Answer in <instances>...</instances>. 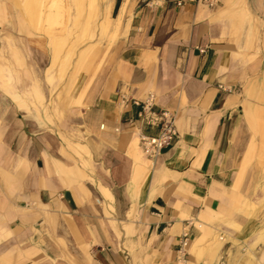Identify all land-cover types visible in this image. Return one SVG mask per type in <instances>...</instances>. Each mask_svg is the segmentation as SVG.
Here are the masks:
<instances>
[{
  "label": "crops",
  "instance_id": "0c3cea01",
  "mask_svg": "<svg viewBox=\"0 0 264 264\" xmlns=\"http://www.w3.org/2000/svg\"><path fill=\"white\" fill-rule=\"evenodd\" d=\"M105 1L109 42L60 54L0 0V264H264V0Z\"/></svg>",
  "mask_w": 264,
  "mask_h": 264
},
{
  "label": "rangeland",
  "instance_id": "374dc122",
  "mask_svg": "<svg viewBox=\"0 0 264 264\" xmlns=\"http://www.w3.org/2000/svg\"><path fill=\"white\" fill-rule=\"evenodd\" d=\"M12 1H16V11L26 21L29 32L47 39L49 49H53L49 31L54 33L55 38L60 39L61 46L58 48L60 54L63 51L66 53L78 49L85 41L90 42L93 48L100 42H109L107 33L111 23L108 21L105 0ZM220 2L221 0H218L215 6ZM34 9L35 16L30 19Z\"/></svg>",
  "mask_w": 264,
  "mask_h": 264
},
{
  "label": "built area",
  "instance_id": "2783aa9c",
  "mask_svg": "<svg viewBox=\"0 0 264 264\" xmlns=\"http://www.w3.org/2000/svg\"><path fill=\"white\" fill-rule=\"evenodd\" d=\"M217 2L218 0H177L176 4L181 6L184 3H202L213 7ZM134 104L138 107L136 112L137 118L143 125L158 127V132L155 135L142 133L138 135V142L142 153L152 159L163 147L177 138L178 132L175 126V115L167 108H157L152 93H149L143 100H134ZM188 242L189 232L187 227H185L178 248L179 254L184 253ZM218 264H223V259H220Z\"/></svg>",
  "mask_w": 264,
  "mask_h": 264
},
{
  "label": "bare ground",
  "instance_id": "6f19581e",
  "mask_svg": "<svg viewBox=\"0 0 264 264\" xmlns=\"http://www.w3.org/2000/svg\"><path fill=\"white\" fill-rule=\"evenodd\" d=\"M54 16V15H53ZM53 20V19H52ZM151 159V158H150Z\"/></svg>",
  "mask_w": 264,
  "mask_h": 264
}]
</instances>
